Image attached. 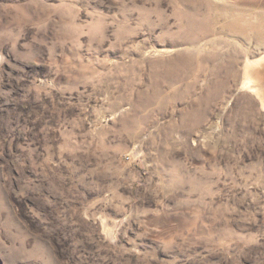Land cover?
<instances>
[{
    "label": "rangeland",
    "instance_id": "rangeland-1",
    "mask_svg": "<svg viewBox=\"0 0 264 264\" xmlns=\"http://www.w3.org/2000/svg\"><path fill=\"white\" fill-rule=\"evenodd\" d=\"M262 59L264 0H0V264H264Z\"/></svg>",
    "mask_w": 264,
    "mask_h": 264
},
{
    "label": "bare ground",
    "instance_id": "bare-ground-1",
    "mask_svg": "<svg viewBox=\"0 0 264 264\" xmlns=\"http://www.w3.org/2000/svg\"><path fill=\"white\" fill-rule=\"evenodd\" d=\"M263 61H264V59L258 61V62L256 63L257 66H258V67H261V66L263 67V65H264V63H262ZM259 63H260V64H259ZM262 67H261V68H262ZM263 68H264V67H263ZM258 73H259V74H260V73L263 74V73H264V70H263V71H259ZM257 75H258V74H257ZM263 75H264V74H263ZM263 75H261L262 77H258V76L256 77V81H257V83H258L257 86H258L259 89H263V88H264V76H263ZM259 82H260L261 84H263V85H259ZM259 89H258V90H259ZM262 92H264V91H262ZM255 93H256V92H255ZM260 98L264 99V95L260 96ZM263 103H264V102H263Z\"/></svg>",
    "mask_w": 264,
    "mask_h": 264
}]
</instances>
